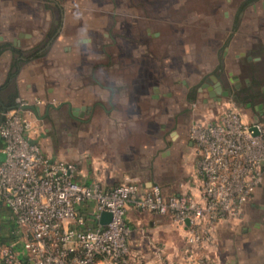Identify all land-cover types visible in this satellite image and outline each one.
Segmentation results:
<instances>
[{
    "label": "rangeland",
    "instance_id": "374dc122",
    "mask_svg": "<svg viewBox=\"0 0 264 264\" xmlns=\"http://www.w3.org/2000/svg\"><path fill=\"white\" fill-rule=\"evenodd\" d=\"M244 1L0 0V35L27 34L19 42L25 51L42 49L33 64L61 71L62 92L44 99L52 107L39 124L54 155L80 170L108 160L123 182L151 180L172 192L186 181L189 152L180 141L193 120L189 107L207 93L202 85L211 75L244 81L245 54L264 45V0L244 6L236 22ZM106 86L113 101L101 99ZM78 110L86 115L74 118ZM113 113L124 120L102 116ZM7 218L0 207V234L9 237ZM215 240L221 259L264 264V184Z\"/></svg>",
    "mask_w": 264,
    "mask_h": 264
},
{
    "label": "built area",
    "instance_id": "2783aa9c",
    "mask_svg": "<svg viewBox=\"0 0 264 264\" xmlns=\"http://www.w3.org/2000/svg\"><path fill=\"white\" fill-rule=\"evenodd\" d=\"M26 104L21 101L0 122V201L20 237L0 248L2 264H135L125 218L130 203L169 214L185 230L183 264H233L215 251L216 232L222 223L241 220L264 184V123L248 121L233 106L194 120L189 134L199 156L200 187L166 194L157 183L142 189L131 179L111 188L79 183L74 162L52 159L31 139ZM88 204L94 207L93 224L80 214ZM105 211L111 220L102 224ZM19 242L23 257L14 248ZM157 255V264H176L162 250Z\"/></svg>",
    "mask_w": 264,
    "mask_h": 264
},
{
    "label": "crops",
    "instance_id": "0c3cea01",
    "mask_svg": "<svg viewBox=\"0 0 264 264\" xmlns=\"http://www.w3.org/2000/svg\"><path fill=\"white\" fill-rule=\"evenodd\" d=\"M25 35L26 36H24L23 33H20V40H18L17 37L10 38L7 35H4V37L0 35V47H2V45L5 46L3 52L0 53V122L4 119L5 113L9 110L18 108L21 101H25L29 105H34L38 108L37 112H34L32 109H24L25 112L29 114L32 122V131L30 133L31 139L34 142H37L41 146L42 151L52 159L66 160L58 157V155H54L52 149H48L49 146L48 141L45 138L46 135L41 133L39 129L40 122L49 116L52 107L50 104L47 105L44 99L50 96H57L62 92L61 71L56 69H53V71H40L38 69V67H40L39 64L33 63H35L38 58H41L39 54H41L42 49L29 55L27 51H25L26 47H22L19 43L22 42L23 37H28L27 34ZM56 54H58L57 57L61 56L60 53ZM50 75L53 76V78L50 77ZM57 75L58 77L55 78ZM50 79L59 80L53 85L55 82L49 83ZM206 86H208V88L203 89V91L206 90L207 93L199 100L200 104L192 103L189 107L193 118L192 122L197 118L213 116L217 114L221 108H226L228 106L239 108L243 111L244 116L248 121H254L249 109L243 110L231 98L226 100V97H212L209 91V87L212 85ZM104 88H106L107 91L104 90L103 93H101V99L103 98L108 101L109 98H111L113 101L112 95L108 93L109 86ZM118 98L119 96L117 99ZM37 100H41V104H37ZM109 103L111 102H108V104ZM71 115L78 119L86 114L83 113L82 110H78L76 114L71 113ZM87 116H89V114ZM102 116L109 122L124 120L122 115L114 113L104 114ZM117 132L119 134V131ZM184 137L185 136L182 135V140L180 141L182 142V146L180 148H187L189 152L185 157L186 168H188L186 181L181 182L175 190H171L172 192H169V186V188L166 186L162 187L166 194H179L185 191L196 192L200 187L201 178L196 170L199 156L196 153L195 143L190 138L189 130L187 134V142H185ZM183 143H185V145ZM114 144L116 143L114 142ZM171 149H173V147ZM169 152V149H167L162 154L167 155ZM1 157L2 155L0 158ZM126 177L127 176L122 173H119V168L114 166L109 167V161L103 159H101L100 164L95 162L93 164H86L85 168L82 170L77 168L75 173V180L79 183L90 184L93 182H99L107 188L122 184L123 179ZM131 180L137 181L142 189H149L151 185L154 184L151 180L146 179L139 180L136 178ZM0 207L4 208L6 205L0 201ZM93 210L94 207L92 204L80 208V214H83L86 217L87 222L90 224L95 223ZM6 214L8 218L3 221L5 224V230L7 231L8 225L11 223L10 210L8 207H6ZM125 218L132 229L129 244L133 256L132 259L135 264H157V251L160 250H162L164 257L167 260L173 261L176 264H183V250L186 246V232L173 221L171 215H160L141 210L137 208L134 203H130ZM19 251L20 256L23 257L24 254L21 244ZM232 261L233 264H242L235 260ZM97 264L102 263L98 262Z\"/></svg>",
    "mask_w": 264,
    "mask_h": 264
},
{
    "label": "flooded vegetation",
    "instance_id": "af4514ba",
    "mask_svg": "<svg viewBox=\"0 0 264 264\" xmlns=\"http://www.w3.org/2000/svg\"><path fill=\"white\" fill-rule=\"evenodd\" d=\"M255 2H257V0H245L241 3L237 9L238 13L234 15L235 21H238L239 13L244 6L254 4ZM262 7L264 8V2ZM262 57H264V45L255 47L253 50L249 51V55L245 54V58L241 62V69L247 74L244 81H242L240 77L233 76L230 77L231 80L229 79L228 83V81L225 82L222 77L211 75L210 78L206 79V82L212 85L209 87L212 97L231 98L243 110L249 109L254 121L264 123V58ZM255 63H261V65L255 66ZM258 73L263 75V77L257 76ZM213 77H216L218 81H220L221 89L218 88L217 82ZM209 84H203L202 88H208L206 85ZM72 112H74V110Z\"/></svg>",
    "mask_w": 264,
    "mask_h": 264
},
{
    "label": "trees",
    "instance_id": "16d2710c",
    "mask_svg": "<svg viewBox=\"0 0 264 264\" xmlns=\"http://www.w3.org/2000/svg\"><path fill=\"white\" fill-rule=\"evenodd\" d=\"M5 49V46L2 45V47H0V53L3 52V50ZM195 93L194 91L191 93L192 98H194ZM10 225H8V233H9V237L8 235L5 236L4 233L5 232H1L0 234V243H4L5 245H10L13 242L19 241V235L17 234V226L14 222L11 221V223H9ZM20 242L14 247L16 250H19L20 248ZM0 263L2 264V259L0 260Z\"/></svg>",
    "mask_w": 264,
    "mask_h": 264
},
{
    "label": "water",
    "instance_id": "95a60500",
    "mask_svg": "<svg viewBox=\"0 0 264 264\" xmlns=\"http://www.w3.org/2000/svg\"><path fill=\"white\" fill-rule=\"evenodd\" d=\"M214 80L217 82V85H218V88L221 89V83L220 81H218V79L216 77H213ZM22 109H32L34 112H37L38 111V108L35 107L34 105H25V106H22ZM111 220V214L109 212H103L101 214V218H100V222L102 224H106L108 223L109 221Z\"/></svg>",
    "mask_w": 264,
    "mask_h": 264
}]
</instances>
